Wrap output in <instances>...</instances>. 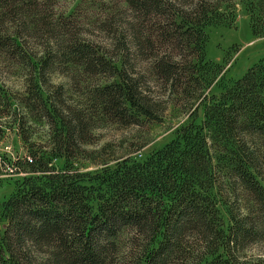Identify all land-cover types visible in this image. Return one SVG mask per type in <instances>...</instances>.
Instances as JSON below:
<instances>
[{
  "label": "trees",
  "instance_id": "16d2710c",
  "mask_svg": "<svg viewBox=\"0 0 264 264\" xmlns=\"http://www.w3.org/2000/svg\"><path fill=\"white\" fill-rule=\"evenodd\" d=\"M123 2L104 49L52 0H0V57L26 70L23 104L51 131L50 151L12 163L24 177L0 203V264H264L243 258L264 242V58L214 94L224 70L207 57L208 28L235 26L241 4L264 35V0ZM55 66L104 82L82 87L90 106L50 91ZM171 106L187 123L143 159L84 148L91 111L131 127Z\"/></svg>",
  "mask_w": 264,
  "mask_h": 264
},
{
  "label": "rangeland",
  "instance_id": "374dc122",
  "mask_svg": "<svg viewBox=\"0 0 264 264\" xmlns=\"http://www.w3.org/2000/svg\"><path fill=\"white\" fill-rule=\"evenodd\" d=\"M52 6L55 17L65 15L77 20L83 37L104 49H111L113 41V33L105 23L111 18L115 29L128 16L123 0H52ZM207 32L210 37L207 57L220 64L224 70L212 88V93L219 94L223 82L239 79L264 58V35H255L252 16L243 4L238 6L235 26L211 27ZM31 46L37 47V44L33 42ZM49 77L52 83L50 91L55 92L62 87L64 100L72 108L86 109L90 106L82 87L104 83L97 78L83 77L78 70L65 66H55ZM27 94L26 70L0 57V203L14 193L17 181L24 177L23 173L16 172L12 163L30 157V151L51 149L50 127L35 119L26 109L23 102ZM89 114L94 119L92 144L85 146V149L101 151L108 145L117 155L131 154L140 159L174 139L176 131L187 123L184 113L174 106L168 109L161 122L144 126L121 127L105 119L101 120L96 112L91 111ZM55 164L62 167L64 161L58 160ZM78 165L87 172L96 169L88 161H79ZM222 211L228 219V210L223 207ZM124 247L122 251H126ZM243 258L252 262L264 261V242L251 245L243 253Z\"/></svg>",
  "mask_w": 264,
  "mask_h": 264
}]
</instances>
